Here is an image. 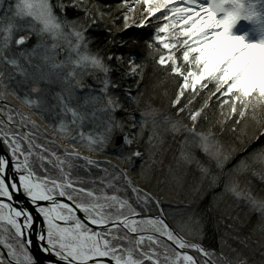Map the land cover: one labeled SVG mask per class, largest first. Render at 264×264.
Wrapping results in <instances>:
<instances>
[{
    "label": "snow or ice",
    "instance_id": "1",
    "mask_svg": "<svg viewBox=\"0 0 264 264\" xmlns=\"http://www.w3.org/2000/svg\"><path fill=\"white\" fill-rule=\"evenodd\" d=\"M135 3L142 6L144 16L129 23L132 6L125 8V31L134 25L146 27L151 24L148 18L157 21L141 39L154 63L178 88L171 101L176 119H168L172 132L182 133L185 145L178 162L195 163L207 179L210 169L201 160H214L217 167L227 160L225 143L217 136L220 127L205 126L202 115L212 106L210 98L219 94L224 99L217 103L232 115L222 126L234 138L242 133L249 146L235 166L225 170L223 180L211 182L223 187L241 209L257 214L264 226V38L247 42L233 34L242 19L264 21V0ZM100 6L99 0L93 5ZM69 7L83 14L69 19ZM98 24L96 14L83 8V0H0V145L11 153L0 155V264H38L30 247L38 220L42 251L54 264H202L198 256L204 258L203 264H216L211 258L216 253L185 238L202 218L177 223L150 188L136 185L131 169L114 170L109 176L104 168L106 177L91 184L81 175H90L92 167L100 165L91 155H82L81 147L91 154L122 141L130 149L134 136H143L149 117L156 126L155 110L141 113L139 122L129 111L139 103L136 78L143 75V65L131 54L122 76L132 79L137 92L133 95L129 85L114 94L121 84L111 79L112 62H123V55L92 47L89 33ZM169 33L177 43L163 35ZM139 42L132 39L133 44ZM159 45L168 50L167 57L157 58ZM9 96L29 113L11 105ZM120 111L130 119H118ZM31 113L48 120L72 147L60 145L61 152L51 147L54 141L37 144L32 129L38 126ZM127 123L138 130L127 129ZM144 155L136 148L121 158L134 168ZM248 175H259L261 183L242 180ZM141 176L147 180L143 171ZM20 197L23 206L13 203ZM145 233L151 252L144 247ZM218 261L247 264L239 253L219 256Z\"/></svg>",
    "mask_w": 264,
    "mask_h": 264
},
{
    "label": "rangeland",
    "instance_id": "2",
    "mask_svg": "<svg viewBox=\"0 0 264 264\" xmlns=\"http://www.w3.org/2000/svg\"><path fill=\"white\" fill-rule=\"evenodd\" d=\"M97 3H98L97 0H83V8L91 11L93 5H96ZM129 6H132V10L127 12V15L130 17L129 23H131L132 19L139 20L141 19L142 16H144V12L141 11L142 6L136 4L135 0H127V3L113 2L112 7H110L102 17L99 15V13L101 12L100 7L98 8L95 7L94 10L98 19H100L101 22L106 23V27L114 30L115 32L120 34V36H122L118 38V43L120 48L124 51H121L120 49L117 56L123 55V62L116 60V62L119 64L115 63V66L112 65L113 70L111 72V79L114 81H118V80L122 81V78H126L127 80V76H122V73L127 71L129 54H131L132 59L139 60L137 53H132V50L130 49L129 52H126V50H128L130 45L124 47L121 46L123 41H126L124 38H128L131 36L138 38L141 32L148 34V32L150 31L147 30L152 31L151 24L157 23L155 19L148 18L149 20H151V24H148L146 27L141 28L139 26L134 25L132 27H128L127 31H125V22L123 20V15L125 14L124 11L125 8ZM121 18H122L121 21L122 24L120 25ZM241 26H244L245 29L246 28L251 29V32L253 31V29H255V31L257 32L256 42L264 38V21L256 20L249 22L242 19L239 21L238 24L234 26L233 29L238 30ZM163 35H165V38L169 39L172 43H177L175 39H172L170 33ZM158 47H159V53L156 54L157 58L159 54H163L165 55V57L169 55L168 50L163 49L162 45H159ZM176 55L178 58H181L182 52L178 51L176 52ZM146 58H149L148 61L151 63V65L154 66L156 69H158V74L162 77L163 80H161L159 77L156 78L157 79L159 78L160 81H162V83L164 82L166 84V86H170V83H168L171 80L170 75L161 71L162 66H157V64L154 63L153 58L148 55V52ZM180 62L183 63L182 58L180 59ZM143 72H145V69H143ZM158 74L156 76H159ZM119 77L122 78L119 79ZM138 78L145 79L144 74ZM153 84L154 82L152 81V85L147 84L146 87L145 86L143 87L141 96H143L142 98L145 103L141 105H143L142 107L145 108L137 110L136 107L138 106L132 104L129 108V111L133 112L134 119L137 122H139L141 119V113L151 112L155 110V120H156L155 128L153 127L152 117H149L146 124L144 125V129L145 128L148 129L150 133H147L143 136L144 142L142 143L139 142L138 136H134L135 142L133 143L130 149L122 144L118 146L115 150H111L109 145L103 151L90 154L86 148L81 147L79 151L81 152L82 155H91L92 159L100 162L99 168L95 166L92 167L91 171H94L95 173L94 174L92 173V175L91 174L87 175L86 177L88 178L85 180H87L91 184V182L94 180L99 182L101 179H104L106 177V173L102 171V169L104 168L108 169V175L110 176V174L114 171V166L118 165V161L122 159L121 158L122 156H126L130 150H135L136 148H140L145 153L143 161H141L140 163L137 162L134 168L132 169H131L132 167L131 165H126L125 163L127 169H131V175L136 179L140 178V180L137 179L135 181L136 185L138 187L144 188V190H148V188H150L151 192L154 193L155 197L162 202L163 206L166 204L167 207H170L168 206L169 202L166 200V198L172 199L175 197H180L182 199V202L180 201V205L183 206L184 208L179 209L178 206H173L172 208L175 210L176 213H174L172 209H170L171 210L170 212L169 211H165V212H169L175 215L177 223L186 222L190 217L195 216L197 218V215H195V213L198 212L199 207L195 209L196 207L190 205H193V203L197 199L202 200L203 198H205L203 197L205 196V194L203 193L202 188H201L202 192L197 193L198 187L196 183H198L201 179H203L205 180L203 185L206 189H208L207 187L209 186L211 187V185H213L211 184L213 183L211 181H213L214 178H218L219 172L221 174L220 178L224 179V177L226 176L225 170L233 168L235 166V162L237 161V158L241 157L245 151L242 152V145L241 143H239V139H235L236 142L233 143L234 137L232 135L228 136L229 141L228 139L223 140L225 143V155L228 158L226 161L223 162V164L220 167L216 166V162L214 160L200 161L201 164H203L205 167H209L210 169L207 179H204L200 176V169L195 163L192 165H188L182 162H178L180 157V151L182 148L185 147V145L183 144V140L181 138L182 133L180 132L173 133L171 130V124L168 123L169 118H171L173 121H175L176 119V117L173 115V110H171L172 113L171 112L167 113L166 111L157 109L156 106L153 105L154 103L152 104V102H155L158 105H161L163 103V99H161L162 97L161 98L159 97L160 98L159 99L153 95L154 92H158V86ZM172 85L173 87H171V90L172 88L175 89L176 83ZM209 87H211V85H209ZM116 91L118 90L115 89L114 94L119 95L120 93ZM176 91H178V88H176ZM135 94L136 92L134 91L133 95ZM211 98L214 99L215 101L214 106H216V108L218 109V112H216V114L213 115L211 114V121L212 120L213 122L214 120L217 122L222 121L223 123L230 122L232 119V115L230 114L229 109L217 103L218 98L219 100H223L224 98L221 97L219 94ZM8 99L11 105H15L17 108L22 109L25 113H29V109L24 108L19 103V101L16 100L14 97L9 96ZM0 102L3 104L2 101ZM222 111H223V115H221ZM31 114L36 120V124L38 126L35 129H32L35 136V142L37 144L40 143L48 144L49 141H54L51 147H56L58 151L61 152L62 149L59 147L60 145L72 147L71 144H68L67 140L60 137L59 135H57L56 132L53 131L51 123L48 120L41 119L40 116L36 113H31ZM184 115L186 116L187 114L185 113ZM117 117L118 119H125V120L130 119L125 114L124 111L118 112ZM208 121H209L208 117H205V122ZM126 127L132 132H136L138 130V127L133 128V125L131 123H127ZM161 130L167 133L160 134ZM25 131H28V129H25ZM251 133H252V125L249 124L247 136L248 137L251 136ZM217 136L218 138H220L222 137V134L218 132ZM149 137L152 138L150 142H149ZM240 137L242 138V136ZM106 152L115 154L120 159H118L117 161L116 160L117 158L107 156ZM8 154L9 156L11 155L10 150L8 151ZM122 160L125 162L124 159ZM118 166L120 169V165ZM185 167H187V169L189 168L190 170L184 172L183 170ZM146 169L153 170V175L150 176V174L146 172ZM135 170L136 172L133 173ZM142 171L147 173V174L144 173L147 177V180H145L144 177L141 176ZM138 173H140V175H137ZM81 175L83 176V178L85 177L83 173H81ZM180 177H184V178L182 180H179L181 179ZM243 179L250 180L253 185L255 184L259 185L261 183L259 175H255V176L248 175L247 177H242V180ZM146 184L147 187H145ZM193 185L196 186L195 190H193ZM99 186H100L99 183H97V187ZM111 191L112 190H109L110 193ZM195 192L196 194H193ZM187 195L191 196V198L187 197ZM215 201H217V203H214L217 208L216 222L219 224L218 225H216L215 223L214 224L217 230L220 229L219 248L221 251L224 252V253L214 252L216 253L215 257L218 258L219 256H227L231 258V256H233L234 253H239L241 258L247 261V264H264V226H262L259 216L255 213L250 212L247 209H241L236 203L233 202V199L229 193H225L222 202L220 201V199L219 200L216 199ZM186 202H188L189 204H187ZM154 211L155 210H153V214ZM201 226L202 224L200 223L196 225L194 229H190L189 230L190 235L186 236L185 238L192 239L191 236L196 234L197 236H200L198 232L201 230ZM148 244L149 241L147 240V233H146L144 240V247L147 249V251L151 252L153 249L148 248ZM189 251L194 252V250H189ZM198 258L201 259L203 264V257L198 256ZM160 259L161 260L164 259L163 255L160 256Z\"/></svg>",
    "mask_w": 264,
    "mask_h": 264
},
{
    "label": "trees",
    "instance_id": "3",
    "mask_svg": "<svg viewBox=\"0 0 264 264\" xmlns=\"http://www.w3.org/2000/svg\"><path fill=\"white\" fill-rule=\"evenodd\" d=\"M97 2H98V0H97ZM99 2H100V5H101L100 6L101 11H103V13H106L108 11V9L110 7H112L113 2H120L121 3V2H123V0H106V3L104 2V0H99ZM94 10H95V7H93L91 9V12L95 13ZM67 14H68V18L69 19H75L78 15H82L83 14V10H81L80 12H77L72 7H69L68 10H67ZM96 18L99 21V24H98V26L94 27L89 33V35L93 39L92 47L94 49H100V50L104 51L106 54L111 53V54H115L117 56L118 52L121 49L120 46H119V43H118V38L122 37V36H120V34L115 32L114 30L106 27V23L101 22V20L98 19L97 16H96ZM121 21H122V18L120 20V25L122 24ZM147 31H151V30H147ZM139 35L140 36L138 38H136L134 36H131V37H128V38H124L123 37L128 42L126 46L130 45L128 50H126V52H129V49H130V50H132V53H137L139 60H142V61L135 60V62L137 64L143 65V69H145V72H143L145 79H140L138 77L136 78V79H138L140 81L139 92L142 94L143 87L144 86L146 87L147 84L148 85H152V81H153L154 82L153 85H157L158 86V92H154L153 95L155 97H157V98H159V97L161 98L162 97L161 99H163V103L161 105H158L155 102H152V104L154 103L153 105H155L157 109H160L162 111H166L167 113L168 112L172 113L171 110H173V109H172V106H171V101L173 99L174 93L177 92L176 91L177 87L174 86L175 89L172 88V90H171V87H173L172 84L176 83V81L173 80L170 77L171 80L168 82V83H170V86H166V84L164 82L162 83V81H160V79L161 80H163V79L158 74V69H156L154 66L151 65V63L148 61L149 58H146L147 52L149 50L145 47V44H144L143 40L141 39V37L147 38L148 34L144 33V32H141ZM133 38L139 40L140 42L138 44L137 43L133 44L132 43V39ZM121 51H124V50L121 49ZM133 51H135V52H133ZM115 63H117V62L113 61L112 65L115 66ZM117 64H119V63H117ZM157 74L159 76H156ZM156 77H159L160 79L159 78L157 79ZM120 78H122V77H119V79ZM118 81L121 84V88H118L117 89L118 91H116V92L120 93L122 88H127L129 85H131L133 92L134 91L137 92L136 85L133 83L131 78L127 77V80H126V78H122V81H120V80H118ZM150 87H152V86H150ZM142 97L143 96L140 95L138 97L139 103L134 104L135 106H138V107H136L137 110L145 108V107H142L143 105H141V104L145 103ZM210 100H211V105L212 106L207 108L206 112L202 114L204 116V125L207 126V127H212V128L220 127V131H218V132H220V134H222V137H220V138L222 140H226V139H228V136L232 135V133H231V131H229V129L227 127H223L222 126V124H223L222 121H220V122H217L215 120H214V122H213V120L211 121V114L212 115L216 114V112H218V109L216 108V106H214V102H215L214 99L211 98ZM140 105H141V107H140ZM205 117H208V120H209L208 122H205ZM205 123H208V124H205ZM160 132H161L160 134L167 133V132L162 131V130ZM147 133H150V132L148 131V129L145 128L144 132H143V136L145 134H147ZM143 136L142 137L138 136L140 143L144 142L143 141V139H144ZM240 136H242V138ZM240 136L238 138H234V139H239V143H241V145H242V152H243V151H245L248 148L249 145L244 142L245 141V137H244V135L242 133H241ZM232 138H230V139H232ZM228 141H229V139H228ZM252 143H255V142L252 141ZM106 155L109 156V157L117 158L116 159L117 161H118V159H120L115 154H111V153L106 152ZM118 165H120V169H126L127 168L126 165H125V162L122 159L118 161ZM118 165L114 166V170H118L119 169ZM132 168H133V166L131 167V169ZM187 170H190V169L189 168L187 169V167H185L183 171L186 172ZM135 172H136V170L133 173H135ZM146 172H148L150 174V176L153 175V170H151V169H146ZM146 172H143V173H146ZM92 173L94 174L95 172L91 171V175H92ZM218 174H219L218 178L220 180H223V179L220 178V176H221L220 172ZM137 175H140V173H138ZM86 176L87 175H85V177ZM85 177H84V179L88 178V177H86V178ZM180 178L181 179H179V178L178 179L182 180L184 177H180ZM137 179L140 180V178H137ZM204 182H205V180L201 179L198 183H196V185L198 187V189H197L198 192L197 193L202 192V190H201V188H202L203 189V193L205 194V196H203V197H205V198H203L202 200L197 199L193 203V205H190V206L196 207L195 209H197L199 207L198 208V212H196L195 215H197V218H202L201 230L200 231L198 230L199 231L198 234L200 236H197V234H196V235H192L191 238L192 239L194 238V240L198 241L205 248H207L209 250H213L215 252L224 253L219 248V239H220L219 232H220V229L217 230V228H215V224L218 225L219 223L216 222L217 208H216L214 203H217V201H215L216 199L217 200L220 199V201L222 202V199L225 196L226 192L224 191L223 187H217L216 183H211L213 185H211V187L210 186L207 187L208 189H206L204 187V185H203ZM255 185H258V184H255ZM193 194H196V192L193 193ZM187 197L191 198V196H188V195H187ZM166 200L169 202L168 206H170V207H167V205L165 204L164 205V209H166V210H164V211H169L170 212L171 211L170 209H172L173 212L176 213L175 210L172 208L173 206H178L179 209H183L184 208L183 206L180 205V201L182 202V199L180 197H175V198H172V199L166 198ZM188 202H186V203L189 204ZM214 212H215V215H214ZM194 234H195V232H194Z\"/></svg>",
    "mask_w": 264,
    "mask_h": 264
},
{
    "label": "water",
    "instance_id": "4",
    "mask_svg": "<svg viewBox=\"0 0 264 264\" xmlns=\"http://www.w3.org/2000/svg\"><path fill=\"white\" fill-rule=\"evenodd\" d=\"M120 134L117 135V139H119ZM122 141L116 145H110L111 150H115L118 146L122 145ZM6 151L4 150V147L0 145V155L4 154ZM8 154V153H7ZM9 156V154H8ZM24 197H20L19 200H14V204H19L20 206H23ZM29 207H32L30 204ZM39 228H40V222L39 220L36 223V229L37 231L33 233L30 237L32 240V244L30 245L31 250L35 256V258L38 260V264H54L53 259H51L47 253H44L42 251V242L38 239L39 234ZM146 234V233H145Z\"/></svg>",
    "mask_w": 264,
    "mask_h": 264
},
{
    "label": "bare ground",
    "instance_id": "5",
    "mask_svg": "<svg viewBox=\"0 0 264 264\" xmlns=\"http://www.w3.org/2000/svg\"><path fill=\"white\" fill-rule=\"evenodd\" d=\"M233 34L243 36L247 42H256L257 41V32L255 29L251 32V29L244 28L241 26L238 30L233 29Z\"/></svg>",
    "mask_w": 264,
    "mask_h": 264
},
{
    "label": "flooded vegetation",
    "instance_id": "6",
    "mask_svg": "<svg viewBox=\"0 0 264 264\" xmlns=\"http://www.w3.org/2000/svg\"><path fill=\"white\" fill-rule=\"evenodd\" d=\"M0 106H2V103L0 102ZM4 150L6 151V152H8L9 150L8 149H6L5 147H4ZM8 150V151H7ZM6 251V250H5ZM216 256V255H215ZM215 256H213V257H211L212 259H213V261H215L217 264H219V261H218V258L217 257H215ZM216 259H215V258Z\"/></svg>",
    "mask_w": 264,
    "mask_h": 264
}]
</instances>
